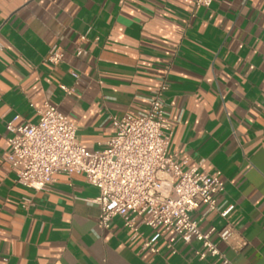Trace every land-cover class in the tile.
<instances>
[{
	"label": "crops",
	"instance_id": "0c3cea01",
	"mask_svg": "<svg viewBox=\"0 0 264 264\" xmlns=\"http://www.w3.org/2000/svg\"><path fill=\"white\" fill-rule=\"evenodd\" d=\"M53 45L57 65L45 61ZM163 83L168 153L184 170L220 172L218 207L231 209L201 205L193 219L235 229L238 250L212 236L230 264H264V0H0V264H220L196 257L197 241L173 253L172 230L152 253L145 225L136 235L115 217L101 228L84 174L34 191L5 160L7 123H37L47 100L102 151L113 117L146 114Z\"/></svg>",
	"mask_w": 264,
	"mask_h": 264
},
{
	"label": "built area",
	"instance_id": "2783aa9c",
	"mask_svg": "<svg viewBox=\"0 0 264 264\" xmlns=\"http://www.w3.org/2000/svg\"><path fill=\"white\" fill-rule=\"evenodd\" d=\"M212 2L196 0L204 7H210ZM63 59L64 50L53 45L45 61L57 65ZM167 89L163 83L154 92L146 114L113 117L115 134L102 151L87 150L78 140L76 123L47 100L37 123L16 124L18 117L7 123L11 136L5 160L16 171L17 181L34 191L49 189L58 174H84L86 181L99 189V195L90 200L100 207L98 225L108 229L115 217H121L136 235L141 225L155 230L156 234L144 242L152 253L159 252L162 233L172 230L167 246L173 253L178 241H197L201 246L195 251L196 257H213L220 264H230L212 236L217 235L238 250L245 242L236 238L235 229L226 225L203 231L191 214L203 205L209 212L218 211L225 217L231 209L218 207L225 182L220 172L184 170L178 157L168 153Z\"/></svg>",
	"mask_w": 264,
	"mask_h": 264
}]
</instances>
